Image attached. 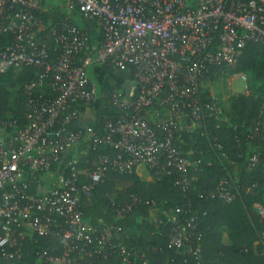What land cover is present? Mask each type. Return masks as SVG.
I'll use <instances>...</instances> for the list:
<instances>
[{
	"label": "built area",
	"instance_id": "obj_1",
	"mask_svg": "<svg viewBox=\"0 0 264 264\" xmlns=\"http://www.w3.org/2000/svg\"><path fill=\"white\" fill-rule=\"evenodd\" d=\"M53 1L0 0V34L11 37L0 46V74L36 70L23 124L0 120V252L4 259H20L22 242L38 237L56 241L52 250L60 251L58 256L37 252L44 264H82L111 252L131 264L138 258L136 249L113 244L115 233L125 229L88 221L82 197L91 196L110 175L134 174L140 167L153 181L174 174L182 193H199L192 173L202 164L184 152L181 133L200 130L214 150H223L209 129L211 122L217 129L227 123L224 104L206 94L204 83L219 72L229 76L225 71L249 47L264 46V0H63L69 13L99 22L98 49L69 15L44 35L43 5ZM93 65L132 70L130 86L137 93L113 91L102 132L86 141L74 125L82 109L93 108L100 97L98 84L88 76ZM246 137L264 143V123ZM240 140L236 134L235 142ZM106 149L113 154L100 152ZM89 162L90 169H84ZM246 170L264 179V149L246 158ZM246 190L227 175L205 200L231 203ZM108 199L115 219L150 205L133 195L123 205ZM188 206L166 222L167 237L179 255L199 261V213ZM254 209L264 219V206ZM260 242L264 247V234Z\"/></svg>",
	"mask_w": 264,
	"mask_h": 264
},
{
	"label": "trees",
	"instance_id": "obj_2",
	"mask_svg": "<svg viewBox=\"0 0 264 264\" xmlns=\"http://www.w3.org/2000/svg\"><path fill=\"white\" fill-rule=\"evenodd\" d=\"M43 7L42 18L46 29L44 33H46L49 28L64 20L65 15L55 13L51 4H44ZM10 41V36L0 34V46H5ZM49 45L52 46V43L50 42ZM129 72H131L130 82L133 79V71ZM225 73L245 75L248 91L251 93L238 96L233 101L230 112L223 106L224 118L227 119V123L223 124L220 129H217L214 122H211L213 124H210L209 131L218 135L217 141L223 147L222 151L214 150V143L202 137L200 130L193 132L192 147L183 145L185 153L201 161V171L192 173V176H197L195 185L199 193H182L176 186L177 178L174 174L166 175L153 182L142 181L136 173L130 175L112 174L93 190L91 196H83L81 199V209L88 221L96 225L99 220H102L110 227L118 226L125 229L124 232L115 233L113 244L122 242L136 249L138 258L133 259L131 264H264V247L260 242L261 236L264 234V219L254 209L255 204L264 206V179L261 173H250L246 170V158L258 148L264 149L263 142H253L246 137L249 130L261 127L264 123L262 115L264 107V46L249 47L239 62L234 67L227 69ZM93 75L96 76V73L94 72ZM13 76L15 84L19 86L16 94L10 90L11 84L9 85L8 80L3 82L5 78L13 79ZM221 77H225V74L219 72L216 77L212 75L210 80ZM35 79L36 70L33 68L23 69L16 74L13 71L4 75L0 74V120H18L20 124H23L25 104L29 95L28 86ZM111 81L113 80L110 79L109 83ZM98 84L100 97L93 107L98 119L91 127L97 133L99 131L101 133L102 117L110 112L107 102L113 91L103 93L104 85H101L100 82ZM119 92L135 97L137 90L135 87L130 86L129 88L128 85L123 84V88ZM83 112L84 109H82ZM229 124H236L237 131L230 128ZM236 134L240 136V142H235ZM100 152L113 154L110 149ZM220 154L227 157L228 163L225 164L219 160L218 155ZM240 154L243 157H240ZM94 155V152L90 153L91 160ZM85 160L82 159L83 162ZM83 168L89 170L90 162L85 163ZM227 175L231 178L232 183L247 189L241 198L231 203L217 198L205 200L207 195L217 190L222 178ZM132 195L137 196L141 201H148L150 205L136 208L124 219H115L108 198H114L117 204L123 205ZM174 200L177 202V209L183 213L190 210L188 205H191L192 210L199 213L198 233L201 253L199 261L190 256L179 255L169 247L167 237L170 229L169 223L145 226L136 217L138 215L148 217L155 205L160 203L167 205ZM224 232L227 233L229 240L227 245L223 243ZM22 244L24 252L22 258L7 260L2 257L0 252V264H44L39 261L37 252L47 251L50 255L56 256L60 254V251L57 253L52 250V247L57 245L56 241L34 237L23 241ZM82 264L122 263L121 259L111 252L107 258L94 257Z\"/></svg>",
	"mask_w": 264,
	"mask_h": 264
},
{
	"label": "crops",
	"instance_id": "obj_3",
	"mask_svg": "<svg viewBox=\"0 0 264 264\" xmlns=\"http://www.w3.org/2000/svg\"><path fill=\"white\" fill-rule=\"evenodd\" d=\"M51 6H52V8H54L55 13H58V14L61 13L62 15H65V17H67V15H69L74 24H76L78 27H80L82 30H84L85 32H87L90 35L93 48L94 49L99 48V45L101 44L102 39H103V30H102V27L97 20L84 19L81 15H79L77 13H69L65 7L63 0H55L51 3ZM43 12H44V9H43ZM44 35H45V33H44ZM91 68L94 69L93 73L94 72L96 73V76H95L96 79L100 82L101 85H104V87H102L103 93H106L107 91H110V90L106 89L107 82L104 83L105 80H100L101 72L109 74V76H110L109 78L113 80V81H111V83L114 82L117 85H123V84L128 85V87L130 88V82L128 83L129 79L127 80V82L125 81V79H127L128 76H130L131 72H129V71L125 72L124 75H126V78L124 77L121 79V78H119V74L121 72H118L116 70L99 67L98 65H94ZM240 75H242V74H239L236 76H240ZM106 79H107V77H106ZM217 79H219V78H217ZM217 79H215V80H217ZM239 79L242 80L241 78H239ZM96 83L98 84V82H96ZM245 87H247V85H245ZM99 90H100V87H99ZM245 90H247V89L245 88ZM114 91H116V90H114ZM213 96L217 97L215 95H213ZM217 98L222 101L221 98H219V97H217ZM149 117H150V120L152 122H157V119L155 118V116L153 114H150ZM97 119H98V117L96 116V113L93 110V108L84 109V112L81 113L79 121L77 124L74 125V128L75 129L77 128L80 131H82L84 134L85 140L88 141L89 138L100 133V131H99V133H97V131L91 127V125H93V123H95ZM180 139H181V142L183 145H189L192 147L193 133L191 131L184 130L181 133ZM220 155H223V154H220ZM224 157H226V156H224ZM226 161H228L227 157H226ZM136 174L144 182H153L151 175L149 174V172L147 171V169L145 167H140ZM158 205H162L164 208V209L162 208L163 211L161 210L159 212V215L157 216V217H159L158 223L168 222V217L170 218L171 216H173L176 209H177L176 200L168 203L167 205H163V203L162 204L160 203ZM156 206L157 205H155V207ZM165 209H167V210H165ZM153 211H154V208L151 211V213L149 214L150 217L153 215L152 214ZM136 217L138 218V220L141 223H143L145 226H148L144 223V221H143L144 217L143 216L138 215ZM223 235H224V237L226 235V238H227L226 241H224V238H223V243L225 245L229 244L227 233L224 232Z\"/></svg>",
	"mask_w": 264,
	"mask_h": 264
},
{
	"label": "rangeland",
	"instance_id": "obj_4",
	"mask_svg": "<svg viewBox=\"0 0 264 264\" xmlns=\"http://www.w3.org/2000/svg\"><path fill=\"white\" fill-rule=\"evenodd\" d=\"M93 68L89 69L88 70V76L90 77V79H92L93 81L95 82H98L99 81L96 79V77L93 75ZM17 72L19 71H13L14 74H16ZM125 72H121L119 74V78H126V75H124ZM109 79V74L108 73H104V72H101V75H100V80H105L104 83L107 82V85H106V89L108 90H121L123 88V85H117L115 84L114 82L112 83H109V80L106 79ZM130 76H128L127 79H125V81L127 82V80L129 79ZM239 78H241L242 80H240ZM15 77L13 76V79H4L3 82L5 81H9V85L11 84V87H10V90L12 91L13 94H16V92L19 90V86L17 84H15V81H14ZM244 79V80H243ZM129 83V81H128ZM245 85H248V82H247V78L245 75H240V76H236V75H229V76H226V77H221L217 80H208L204 83V91L206 92V94H208V96H217L219 98L222 99L223 101V104L226 108L229 109V112L231 111V108H232V105H233V101L240 95H248L250 94L251 92L248 91V86L245 87ZM245 88L247 90H245ZM263 117H264V107H263ZM264 121V120H263ZM215 153V152H214ZM217 154V153H216ZM219 157V160L222 162V163H228V161H226V157H224L223 155H218ZM164 205V204H163ZM163 206L162 205H157L156 207H154V211L152 212V216H148V217H144L143 218V221L146 225H155V224H158L159 222V217H157L159 215V212L162 210L163 211ZM167 210V209H165ZM170 218L168 217V220ZM134 231V230H132ZM135 233V232H133ZM136 234L138 235V232H136ZM223 238H224V241L227 240L226 238V235L224 237L223 235Z\"/></svg>",
	"mask_w": 264,
	"mask_h": 264
}]
</instances>
